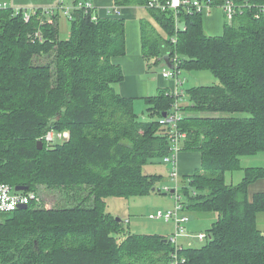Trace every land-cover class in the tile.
Listing matches in <instances>:
<instances>
[{
	"label": "trees",
	"instance_id": "obj_1",
	"mask_svg": "<svg viewBox=\"0 0 264 264\" xmlns=\"http://www.w3.org/2000/svg\"><path fill=\"white\" fill-rule=\"evenodd\" d=\"M234 1L235 17L210 35L201 12L182 8L176 22L173 9L148 7L149 0H115L146 7L164 30L141 23L147 58L177 56L180 71L210 70L218 80L187 89L189 103L179 106L182 150L202 157L181 177L186 208L216 214L203 245L178 249L184 264H264V191L249 196L264 167H246L238 184L226 180L243 168L242 157L264 152V0ZM70 19L69 36L60 38L58 18L42 9L26 20L23 10L0 7V183L36 195L27 208L2 214L0 264H171L169 237L131 232L107 200L163 192L164 176L144 168L170 153L161 119L182 91L145 97L155 119L143 122L116 89L125 78L115 57L127 52L126 20H94L83 10ZM45 194L54 195L51 206Z\"/></svg>",
	"mask_w": 264,
	"mask_h": 264
},
{
	"label": "rangeland",
	"instance_id": "obj_2",
	"mask_svg": "<svg viewBox=\"0 0 264 264\" xmlns=\"http://www.w3.org/2000/svg\"><path fill=\"white\" fill-rule=\"evenodd\" d=\"M53 2L54 0H0L1 3H6L7 7H13L14 9H19L22 7L26 11L30 12L31 9H35L36 7H32L34 5H30L32 2L36 4L37 2ZM73 0H65V4L72 3ZM26 5V6H25ZM54 6V5H53ZM51 7V6H50ZM145 8V7H144ZM148 11V9L146 8ZM148 16L151 17L149 11L147 13ZM152 18V17H151ZM153 26L157 29L158 32L164 33L162 27L157 23L153 18ZM58 25H59V33L60 38H67L68 34L70 33L71 28V19L67 16L61 14L58 17ZM212 35V33H209ZM155 72L160 74L162 72L163 64L155 66ZM185 78L183 84L180 86L184 92L187 89L199 85H206L212 84L217 82V78L213 75L212 71L210 70H192V71H181L180 78ZM183 80V79H182ZM117 87V85H116ZM118 91V90H117ZM182 92L181 96L177 99V104L185 105L189 103V99L187 95H184ZM146 102L145 100H138L136 103L135 111L139 114V118L143 122H150L155 119V116L149 115L146 112ZM179 160V158H178ZM249 166H262L264 167V152L256 155V156H244L242 157V167L246 168ZM179 168V167H178ZM243 168L236 171H231L226 173L227 182H234L237 184L241 182L244 171ZM169 170V172H168ZM145 173L148 174H155V173H163L164 177L167 176V180L163 179L159 183V186H169L171 188H175L176 183H174L170 179V164L166 162L162 163H155L149 164L144 168ZM181 175V174H180ZM181 181V180H180ZM163 190V189H162ZM181 190L182 187L177 189V192ZM47 198V206L52 205V199H54L53 194H45ZM182 199L185 201V194H181ZM107 210L112 212L115 216L121 217L124 222L126 219H129L130 223H126L125 226L128 230L133 233H144V234H161L171 237L176 230V225L173 219L165 220V219H153L150 218V214L154 213L158 210L166 211L173 209L175 204L177 203L176 194L165 193H156L151 192L144 195L132 196V197H110L107 200ZM184 214H187L189 220L187 221L186 229L189 233L197 235L198 232H206L210 227L211 224L216 219L215 213H199L196 211L184 210ZM3 215L0 214V221H2ZM264 222V213L260 214V223L259 225L262 226ZM262 228V227H261ZM180 245H195L201 246L205 243V241H201L197 237H187L184 234L180 235L177 239Z\"/></svg>",
	"mask_w": 264,
	"mask_h": 264
},
{
	"label": "built area",
	"instance_id": "obj_3",
	"mask_svg": "<svg viewBox=\"0 0 264 264\" xmlns=\"http://www.w3.org/2000/svg\"><path fill=\"white\" fill-rule=\"evenodd\" d=\"M215 4L212 3V0H149L148 7L159 8L162 10L173 9L176 15V22H178V16L182 8L193 10L195 12H201L203 14H208L211 12ZM0 7H7L6 3L0 2ZM225 18L232 20L239 9V5L234 0H226L221 4ZM96 5L93 0H80L72 2L70 4H65V0H58L57 4L51 7L43 8L49 18L54 19L63 14L69 19L73 17L74 13L77 10H83L85 13H92V18L96 20L98 15L96 12ZM115 14L120 13V7L115 6ZM24 11V17L26 20H29L32 14H35L38 8L31 9L30 12L25 9H15V12ZM261 13H264V6L260 10ZM258 15V14H257ZM38 37L36 33L35 38ZM175 40V39H174ZM174 68L167 67L162 71L164 77L173 78L176 80L177 84H180V74L181 71L178 67L180 60L176 56L173 58ZM175 94L179 95V91H175ZM179 104L177 102L174 106V111L168 113L167 116L162 117L161 123L167 124L170 127L169 137L171 139L170 153L164 157V161L168 164H171L170 179L176 183L175 188L169 186H163L162 189L166 193L176 194L177 203L175 207L170 210L162 211L158 210L150 214V218L153 219H173L176 225L175 233L170 237L171 242L175 244V252L173 254V260L171 264H184L186 262L185 258H181L178 255V249L181 245L178 243L177 239L180 235L184 234L187 237H197L201 241L208 238L207 232H201L197 235L189 233L186 229V223L189 220L187 214H184L183 211L187 210L185 201L182 199L181 190L177 192L178 188L182 187L181 175L178 168V155L182 150V139L186 137V132L179 130L178 121L181 120L182 114L179 109ZM53 133L50 132L47 136V140L53 139ZM174 190V191H172ZM36 195L33 191L28 190H17L16 186L11 185L10 183L1 182L0 183V214L7 212H14L20 209L22 204H27L29 206L30 202L35 199Z\"/></svg>",
	"mask_w": 264,
	"mask_h": 264
},
{
	"label": "crops",
	"instance_id": "obj_4",
	"mask_svg": "<svg viewBox=\"0 0 264 264\" xmlns=\"http://www.w3.org/2000/svg\"><path fill=\"white\" fill-rule=\"evenodd\" d=\"M57 2L58 0H54L53 2H51L52 4H50V2L45 1L40 2V4L38 2L34 4V2H32L30 5H34L32 7H36L38 9H43L56 5ZM93 2L96 5L95 9L99 16L121 17L126 20L127 52L125 55L115 57V62L121 66L125 74V78L123 79V81L117 84L116 89L118 90V92L124 96L131 97L134 101V108H136V103L138 100H145V97L147 96L157 95L161 90L167 91L168 93H173L177 90H180V86L185 80L184 76L182 78V84H177L176 80H174L173 78L164 77L162 75V72L160 74L155 72V66L159 67V65L163 64V71L165 68L169 67L167 63H164V61L161 60L156 62L154 61V59H149L145 56L143 50L144 47L141 23H143V21L148 20L153 25L152 18L147 15L148 11L146 10V7L144 8V6L141 5L122 6L120 7V13L114 14L110 11L112 8H114V6H116L115 0H93ZM203 17V25L207 33H212V35H220L223 33L225 15L223 13L221 4H215L211 12L208 14H204ZM184 71L186 70H182V72ZM180 91L184 92L183 90ZM184 94L187 95L186 91L184 92ZM258 154L260 153L250 156H256ZM178 158L179 173L181 174L182 178L193 174L197 169L201 167L202 164L201 153L197 151L182 150L179 153ZM243 171L244 176L241 181H243L245 177V168H243ZM155 174L164 176L161 172ZM167 178V176L164 177L165 181L167 180ZM227 183L234 182H232L231 180V182L229 181ZM263 191V178L256 180L249 186L250 197H252L256 192ZM126 220L128 221V223H130L129 219ZM259 223L260 214L258 217V225ZM259 227H262L261 229H264V222L262 226L259 225Z\"/></svg>",
	"mask_w": 264,
	"mask_h": 264
},
{
	"label": "water",
	"instance_id": "obj_5",
	"mask_svg": "<svg viewBox=\"0 0 264 264\" xmlns=\"http://www.w3.org/2000/svg\"><path fill=\"white\" fill-rule=\"evenodd\" d=\"M165 61H166L167 65H168L169 67L174 68L175 65H174V63L171 61V59H170L169 56H165ZM165 116H167V112H164V113H163V117H165ZM42 147H43V141H39V142H38V148H42ZM16 189H17V190H27V186L19 185V186L16 187ZM172 191H174V190H172ZM27 207H28L27 204H22V205L20 206V209H25V208H27ZM118 220H120V219L118 218ZM165 241H167V239H165Z\"/></svg>",
	"mask_w": 264,
	"mask_h": 264
},
{
	"label": "bare ground",
	"instance_id": "obj_6",
	"mask_svg": "<svg viewBox=\"0 0 264 264\" xmlns=\"http://www.w3.org/2000/svg\"><path fill=\"white\" fill-rule=\"evenodd\" d=\"M212 3H213V1H212ZM214 4V3H213ZM179 92H181L180 90H178ZM169 239L171 240V238L169 237Z\"/></svg>",
	"mask_w": 264,
	"mask_h": 264
}]
</instances>
